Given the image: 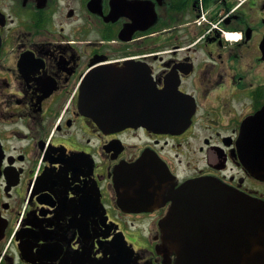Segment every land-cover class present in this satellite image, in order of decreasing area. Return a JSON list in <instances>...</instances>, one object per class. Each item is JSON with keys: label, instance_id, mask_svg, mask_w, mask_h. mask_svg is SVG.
I'll use <instances>...</instances> for the list:
<instances>
[{"label": "flooded vegetation", "instance_id": "flooded-vegetation-1", "mask_svg": "<svg viewBox=\"0 0 264 264\" xmlns=\"http://www.w3.org/2000/svg\"><path fill=\"white\" fill-rule=\"evenodd\" d=\"M102 69L128 105L173 97V129L86 116ZM263 108L264 0H0V264H178L162 223L188 181L264 200L238 149Z\"/></svg>", "mask_w": 264, "mask_h": 264}, {"label": "water", "instance_id": "water-1", "mask_svg": "<svg viewBox=\"0 0 264 264\" xmlns=\"http://www.w3.org/2000/svg\"><path fill=\"white\" fill-rule=\"evenodd\" d=\"M110 71L92 72L87 79L81 96L86 116L102 128L138 120L154 131L173 129L166 124L176 119L173 97L164 92L151 93L140 97L137 104L128 105L129 98L135 95L111 94ZM158 100L164 101L163 107L157 106ZM122 103L138 118L124 117L114 122L112 110L115 106L120 109ZM238 149L246 171L264 182V108L245 123ZM222 216L224 220L216 218ZM211 224L225 228L214 245L207 231ZM162 227L165 243L178 254V264H264V200L233 190L216 179L200 178L184 184L175 193Z\"/></svg>", "mask_w": 264, "mask_h": 264}, {"label": "clouds", "instance_id": "clouds-1", "mask_svg": "<svg viewBox=\"0 0 264 264\" xmlns=\"http://www.w3.org/2000/svg\"><path fill=\"white\" fill-rule=\"evenodd\" d=\"M235 38H236V39H239V36L237 35Z\"/></svg>", "mask_w": 264, "mask_h": 264}]
</instances>
